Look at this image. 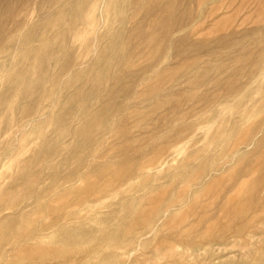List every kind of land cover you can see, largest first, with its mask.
Instances as JSON below:
<instances>
[{
    "label": "rangeland",
    "instance_id": "1",
    "mask_svg": "<svg viewBox=\"0 0 264 264\" xmlns=\"http://www.w3.org/2000/svg\"><path fill=\"white\" fill-rule=\"evenodd\" d=\"M91 1L93 0H0V196L18 178L27 175L31 179L28 174L36 177L37 172L46 169V165H49L46 169L48 177L44 176L43 184L36 188L39 192L52 185L50 176L55 175L58 179L59 176L67 175L70 169L76 168V158L72 160L70 167L60 168L59 164L63 162L65 153L58 156V159H41L54 150L55 144H62L63 148L70 151L76 145L72 137L62 142L57 140L60 139L57 125L61 111L73 107V103L67 98L81 93L84 84L91 81L92 77L98 78L104 74L108 78L118 73L115 60H118L119 55L115 54L114 64L110 68H106L104 56L113 40L122 39L116 50L126 53L128 58L124 75L139 73L143 69V80L150 81L154 80L157 73L166 72L173 78V83L163 84L164 92L160 97L171 91H194L193 101L181 110L195 112L194 117L186 122L187 125L194 126L195 130L190 135L184 133L185 140L176 150L171 149L168 154L171 157L167 160L162 157L159 160L161 164L158 162L152 167L144 176L148 181L144 177L130 180L117 193H110L111 196L106 194L109 197L104 194L107 198H102L105 199L100 197L91 204L89 202L92 200L84 202L82 207L77 206L79 195L67 194L71 191L83 192L87 184L76 180L53 189L48 198L42 199L43 203H37L33 197L25 199L24 204L17 205L19 211L29 213L33 208L41 206L40 215L44 218L34 224L26 221L17 227L15 223L8 225L10 231L7 228L6 235L10 237L0 241V264H264V216L241 228L240 234L225 233L221 240L212 242L199 241L197 238L185 242L178 240L180 233L193 237L201 231L194 226L198 213L190 216L184 227L168 226L173 217H182L196 199L202 204L208 203L209 198L199 199L197 195L205 190L211 178L195 187L190 186L192 191L187 200L182 199L168 212L154 214L146 224L136 226L125 240H120L114 234L116 229L125 232L129 222L133 224L138 221L139 213L149 208L146 199L150 198V191L168 184L172 175L181 171V163L190 154L207 148L208 159H222L228 143L251 128L255 132L251 135L252 145L247 152L255 150L264 138V0ZM171 4L175 8L177 22L179 25L183 22L184 25L179 29H174L173 24L161 20L163 12ZM90 8L96 9L93 11ZM137 27L139 29L136 32ZM80 28L82 29L79 30ZM167 30L174 40L184 36L188 38L173 46L166 43L159 52L155 50V45H146L148 40L151 41L154 31ZM73 33L76 35L73 36ZM226 38L228 44L222 43L221 40ZM190 46L195 47V51L185 54L184 49ZM242 49L249 54L245 55L247 61L237 62L240 52H244ZM196 60L199 61L198 69L194 66ZM237 70L239 76L230 78L231 82L238 83L236 92L229 94L216 87L215 82L223 72L234 74ZM40 72L44 79H41ZM206 73L207 77L201 80V85L184 87L186 83L194 82ZM140 79L139 76L134 81L137 83ZM107 81L108 79L103 81V84ZM188 94L185 92L183 96L179 95L182 102ZM201 97L207 98V105L199 102ZM164 115L165 113L157 114L158 117ZM7 124L9 127L5 128ZM77 126L78 124L75 125ZM238 128L241 130L235 136V129ZM217 132H225L227 135L233 133L234 137L230 135L231 138L229 136L228 139H223V136L214 138ZM134 134L138 135L137 132ZM162 134L166 138L172 135L167 131ZM104 150L107 151V148L102 149ZM258 151L264 152V145L258 147ZM240 154L246 155V152ZM34 155L39 156L35 161L32 160ZM225 159L214 163L219 162L221 165H218L222 166ZM238 159L239 155L236 154V161L225 167L230 169ZM201 162L202 160H197L194 164ZM237 166L234 169L239 168L238 164ZM23 194L22 188H18L14 193V200L21 202ZM50 199L59 201L52 208L62 207L64 213L62 242L52 238L61 224L47 232L48 235L51 234L49 238L38 242L25 241L26 239L21 238L22 232L41 228L48 222L47 218L54 214L44 207L49 204ZM168 201L170 199L165 202ZM59 203L61 206L57 205ZM215 213L213 211L209 214ZM10 214L8 211L0 212V221ZM79 232L85 235L84 239L79 240ZM174 233L176 237L172 238L171 234ZM19 246H23V249L62 248L69 256L29 261L18 256L17 252L22 250Z\"/></svg>",
    "mask_w": 264,
    "mask_h": 264
},
{
    "label": "bare ground",
    "instance_id": "2",
    "mask_svg": "<svg viewBox=\"0 0 264 264\" xmlns=\"http://www.w3.org/2000/svg\"><path fill=\"white\" fill-rule=\"evenodd\" d=\"M93 1L96 2V0ZM111 1L112 0L109 2ZM169 3H171V1L168 2V4ZM90 9L92 10L94 8ZM90 9L88 13L91 12ZM95 9L93 11H95ZM107 9L110 10L108 6ZM174 9V6L171 4L169 8L163 12L161 20L165 23L170 22L174 25V29H179L184 25L183 22H181L180 25L177 22L176 12ZM26 12L29 14V11ZM26 14L24 19H26ZM21 16L19 18H21ZM214 23L216 24V22ZM203 25L204 22L201 25L202 28ZM215 27L212 28L216 29ZM218 27H220V24ZM81 29L82 28L79 30ZM138 29L139 27H137L136 32ZM76 30L77 28L74 29V32ZM168 31L169 30L164 31L165 33L154 31L150 37L151 41L148 40L146 45H148V47L155 45V50L159 52L163 49V46L166 43H171L173 46L174 43L177 44L179 42H185L188 38V36H184L181 39L178 38L174 40L171 38L172 34ZM75 35L73 33V36ZM221 42L227 43V38L224 40L222 39ZM121 43L122 39H118L116 41L113 40L112 44L107 47L108 50L104 52V56L106 58V68H110L112 64H114L115 54L119 55L118 60H115V63H117L118 73H114L108 78H106L104 74L98 78L92 77L91 81H87L84 84V89L81 90V93L67 98L73 103V107L61 111V116L57 125L59 128V133H57L59 134L60 139L57 140L62 142L63 140L72 137L73 140H75L76 145L70 151L69 149L63 148L62 144L61 146L58 144L56 146L55 144L54 150L46 155H43V158L41 159V161H47L53 157H60L65 153L63 162L59 164L60 168L70 167L72 160L75 158L77 159L76 168L73 170L70 169L67 175L59 176L58 179H56L55 175L50 176V178H52V187L50 186L49 188H46L43 192H39V189L36 188L43 184L42 179L44 176L48 177L46 169H48L49 165H46V169L43 168L37 172L36 177L32 174H28L32 177L30 179L29 176L23 175L14 181L13 184H8L10 186H8L0 196V212L8 211L11 212V214L6 219L0 221L1 242L2 240H7V238L10 237L6 235V229L9 228L8 231H10V227L8 225L15 223V226L17 227L22 223H26V221L30 222L29 224H34L38 220L44 218L40 215L41 209L39 208H41V206H38V209L33 208V210L29 213H26L28 211H19L17 205L21 203L24 204L26 202L25 199L33 197L37 200V203H43L42 199L48 198L50 193L53 192V189L58 186L62 187L64 184H71L76 180L79 181V183H86V188L83 192L71 191L67 195L78 194L79 200L76 202V205L79 207H82L84 202H88L90 200H92L89 202V204H91V202H96L100 199V197H105L108 193H117L119 188L124 187L130 180L140 179L147 175V173L153 169L152 167H154L155 164L158 162L161 164L159 160H161L162 157H164V160L171 157L168 155L171 149L175 148L176 150V147L180 146V144L185 140L184 133L190 135L194 132L195 127L187 125L186 122L189 118L194 117L195 112H186L181 110L193 101L194 91L191 89L190 91H186L185 89L175 92L171 91L168 92L166 96L160 97L164 92L162 88L163 84L166 82L173 83V78L169 77L166 72L160 74L157 73L153 78L154 80L150 81L143 80V69L141 70L143 75L141 72L124 75V66L128 64V58L126 53L116 50ZM194 49L196 48H191V46L185 48V54L193 53L195 51ZM242 50L244 52H240V57L236 58L237 62L247 61L245 55L249 54L245 51V49ZM13 63L15 62L13 61ZM94 66H97V64ZM194 66L195 69H198V60L195 61ZM106 68L103 70L105 71ZM139 76L141 79L136 83L134 79L139 78ZM233 76H239V70H237L234 74L223 72V74L218 77L215 82L216 87L220 90H226L229 94L236 92L238 83L230 81V78ZM40 77L41 79H44L42 72H40ZM205 77H207V73L203 74V77L196 79L194 82L186 83L184 87L186 85L189 87L201 85V83H203L201 80H204ZM106 79H108L107 83L103 84V81ZM203 85L207 88L209 87L207 84ZM85 90H87V92H85ZM185 92L190 95H186L185 100L182 102L179 95L183 96ZM199 102L203 103L205 106L207 105L208 100L207 98L201 97ZM160 113H165V115L163 117H158L157 114ZM76 124H78L77 127H75ZM53 126L55 125L53 124ZM6 127L8 128L9 125L7 124L5 128ZM239 130L241 129H235V136L236 134L238 135ZM254 130L255 129L253 128L249 130L247 129L241 137L237 136L236 138H233V140L226 146V153L222 156V159L219 158L217 160L212 157H209L208 159V152L206 151L207 148L204 149V151H202V149L201 151L190 154L181 163V166L179 167L181 171L174 173L169 179L170 182L168 184L157 186L150 191L151 196L149 199H146L149 208L139 213L138 221L133 224L129 222L125 232H121L119 229H116L114 234L120 240H125V238L131 234L132 230L136 226L144 223L146 224L154 214L159 213L160 211L168 212L169 209L175 208L182 199L187 200L190 197V192L192 191L191 188L199 185L208 178H211L209 185L203 192L197 195L199 196V199L204 197L209 198L210 200L208 203L202 204L196 199L190 204V207L182 217L178 218L172 216L173 220H171L168 224V226L171 227H184L190 216L193 217L196 215L195 213L199 214L194 226L196 228H200L201 231L193 237L185 233H180L177 236L179 241L185 242L193 238H197L199 241L207 242L221 240L225 233L233 232L235 234H240L242 231L241 228H245L256 222V219L259 220L260 216H264V152L258 151V147L264 145V138L258 143L255 150L247 152L248 149H250L249 147L252 145L250 142L252 139L251 135L253 136V133L255 132ZM9 131H12V129ZM165 131L172 133V135L169 136V138H166V136L162 134ZM135 132L138 133L137 136H135ZM54 134L52 135V138L54 137ZM227 134H225V132H217V136L214 138H221L223 136V139H228L230 135L233 136V133H229V135ZM59 141H57V143ZM40 146L41 145H39V147ZM103 148H107V151H102ZM147 148H149L148 151L146 150ZM38 150L39 148L35 152L37 153ZM243 151L246 152V155L240 154ZM236 154L239 155L238 161L235 162L236 165L234 164L233 167L227 169L225 166L233 164L234 161H236L234 160ZM38 157V155L35 157L32 156V160H36ZM224 159L226 162H224L222 166H220L221 164L219 162L218 163L220 165H218V163H214L215 161H222ZM197 160H202V162L200 164H194ZM237 164L239 165V168H236V170L234 168L238 167ZM145 180L143 181L146 182ZM56 182H58V185ZM145 185L146 183H144L143 186ZM18 188H22L24 192L22 196L23 199H21V202L19 203L14 200V193L17 192ZM175 192L176 194H174ZM17 198L18 197H16V199ZM166 199H170V201L166 203ZM49 201V204L44 207L52 210L54 214L47 218L48 222L46 221V224L42 225L41 228H38L40 229L38 232L42 231L43 233H38L36 231L38 230L36 227V230L33 229L31 232H22L23 234L21 238L26 239L25 241L31 240L38 242L49 238L51 234L48 235L47 232H51L50 230H53L55 226L61 224V228H59L56 233L52 234V238L53 240L58 239L62 242V220L64 218V213H62V207L56 209L52 208L57 200L54 201L50 199ZM60 204L61 203L57 205L61 206ZM74 209H76V207H74ZM213 211L216 213L209 214ZM19 214L21 215L18 216ZM258 225L259 224H257V226ZM78 237L79 240H81L85 238V235L79 232ZM171 237H176V233L171 234ZM61 242L60 245H62ZM35 246L38 245L35 244ZM20 247L21 246L18 248ZM22 247L20 248L22 250L17 252V254L19 253L18 256L20 258L27 259L29 261L37 259L44 260L45 258L49 259L51 257L62 258L69 256V254L65 250L63 251L62 248L45 249L43 247H26L27 249H23L24 247Z\"/></svg>",
    "mask_w": 264,
    "mask_h": 264
}]
</instances>
